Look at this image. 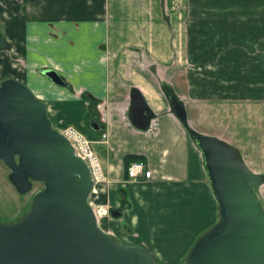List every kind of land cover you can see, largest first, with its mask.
<instances>
[{
	"label": "crops",
	"instance_id": "obj_1",
	"mask_svg": "<svg viewBox=\"0 0 264 264\" xmlns=\"http://www.w3.org/2000/svg\"><path fill=\"white\" fill-rule=\"evenodd\" d=\"M0 26L30 72L17 80L45 104L51 126L91 142L101 196L119 212L109 217L124 244L178 264L216 222L217 202L187 130L223 140L264 177V0H0ZM44 70L65 85H53ZM134 91L150 115L144 129L132 121ZM127 155L151 177L128 180ZM259 187L264 212V182ZM94 213L101 228V211ZM169 230L179 243L173 254L161 239Z\"/></svg>",
	"mask_w": 264,
	"mask_h": 264
},
{
	"label": "water",
	"instance_id": "obj_2",
	"mask_svg": "<svg viewBox=\"0 0 264 264\" xmlns=\"http://www.w3.org/2000/svg\"><path fill=\"white\" fill-rule=\"evenodd\" d=\"M7 48L0 33V51ZM42 75L55 86L65 85L53 70ZM130 101L132 121L144 129L150 115L137 92ZM168 103L184 124L182 105L172 95ZM188 136L201 154L218 218L180 264H264V212L254 192L260 176L223 140L193 131ZM0 161L18 194L31 182L42 185L21 218L0 222V264H157L147 249L119 244L99 229L87 202L89 169L51 126L45 104L11 78L0 82ZM108 214L119 216L114 209Z\"/></svg>",
	"mask_w": 264,
	"mask_h": 264
},
{
	"label": "rangeland",
	"instance_id": "obj_3",
	"mask_svg": "<svg viewBox=\"0 0 264 264\" xmlns=\"http://www.w3.org/2000/svg\"><path fill=\"white\" fill-rule=\"evenodd\" d=\"M0 33L4 37V33L1 26H0ZM16 53L18 52L16 50L13 51L11 45H9V48L0 51V82L4 79L11 78L20 83V81L17 80L18 79L17 77H21L22 80H25V73L29 71H23L25 70L22 69L24 68V66L22 65L24 62L23 63L21 62V59H19L20 57H18ZM201 130L202 129H200V132H202ZM260 143H261L260 140L254 141L255 146H260ZM8 174H9L8 168L0 161V222L1 223H12L17 221L19 218H21L27 211L28 205L30 203V199L33 196V194L42 188V185L40 183L31 182L30 189L26 193L18 194L9 183ZM262 182H264V179L262 180ZM259 186L254 189L256 195L257 192L261 190ZM105 187L106 185H104V177H103V181H101L100 183H98L96 186L93 187L94 192H91L89 194V198L87 199V202L91 205V208L94 209L95 211L97 210L101 211L100 223L102 224V226L100 230L109 237H111L117 243L126 245L124 244V242H122L123 239L119 235V231L112 227L111 220L108 214V209L111 207L110 203L108 201L105 202L103 197L101 196L102 192L105 191ZM199 237H197L193 241V243L189 246L188 250L186 251L185 255L182 258V261L186 257L187 253L189 252L194 242ZM161 239L165 244V248L170 252L169 254H173V252L175 251V249L178 247L179 244L174 232L172 230H169L163 237H161ZM186 240L187 237H185V241ZM181 262H179L178 264H180ZM156 263L164 264L161 262H156Z\"/></svg>",
	"mask_w": 264,
	"mask_h": 264
},
{
	"label": "built area",
	"instance_id": "obj_4",
	"mask_svg": "<svg viewBox=\"0 0 264 264\" xmlns=\"http://www.w3.org/2000/svg\"><path fill=\"white\" fill-rule=\"evenodd\" d=\"M58 132L68 141L69 145L73 150V153L78 158H80L89 169L92 180L91 192H94L93 187L96 186L101 181H103V175L98 159L91 149V142L87 138H85L82 134H80L78 131L72 128H64L58 130ZM125 176L130 181H136L139 180L140 178L146 180L151 177V172L145 167L143 163L131 162L128 164V166L125 169ZM89 206L91 207L90 204ZM92 211L93 214H95L94 213L95 210L92 209Z\"/></svg>",
	"mask_w": 264,
	"mask_h": 264
},
{
	"label": "trees",
	"instance_id": "obj_5",
	"mask_svg": "<svg viewBox=\"0 0 264 264\" xmlns=\"http://www.w3.org/2000/svg\"><path fill=\"white\" fill-rule=\"evenodd\" d=\"M90 104H92V106L94 107L96 103H95V101L93 99H92V101L90 99ZM187 131H189V130H187ZM138 159H140V158L134 157V156H131V155L124 156L123 160H124L125 169H126V167L128 166L129 163L138 161ZM260 177H261V180L264 179L263 176H260Z\"/></svg>",
	"mask_w": 264,
	"mask_h": 264
},
{
	"label": "flooded vegetation",
	"instance_id": "obj_6",
	"mask_svg": "<svg viewBox=\"0 0 264 264\" xmlns=\"http://www.w3.org/2000/svg\"><path fill=\"white\" fill-rule=\"evenodd\" d=\"M3 38H4V37H3ZM4 39H5V38H4ZM5 41L8 43V48H9V45H10L9 42H8L6 39H5ZM1 51H3V50H1Z\"/></svg>",
	"mask_w": 264,
	"mask_h": 264
},
{
	"label": "bare ground",
	"instance_id": "obj_7",
	"mask_svg": "<svg viewBox=\"0 0 264 264\" xmlns=\"http://www.w3.org/2000/svg\"><path fill=\"white\" fill-rule=\"evenodd\" d=\"M94 217H95V214H94ZM95 219H96V217H95ZM96 223H97V221H96ZM97 226H98V224H97ZM99 227V226H98ZM99 229H100V227H99Z\"/></svg>",
	"mask_w": 264,
	"mask_h": 264
}]
</instances>
